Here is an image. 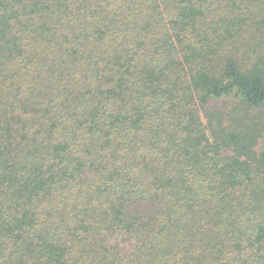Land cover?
Returning a JSON list of instances; mask_svg holds the SVG:
<instances>
[{"label": "trees", "instance_id": "1", "mask_svg": "<svg viewBox=\"0 0 264 264\" xmlns=\"http://www.w3.org/2000/svg\"><path fill=\"white\" fill-rule=\"evenodd\" d=\"M0 264H264V0H0Z\"/></svg>", "mask_w": 264, "mask_h": 264}]
</instances>
